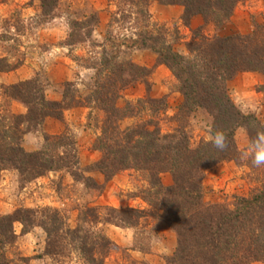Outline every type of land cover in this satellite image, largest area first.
I'll list each match as a JSON object with an SVG mask.
<instances>
[{
    "label": "trees",
    "instance_id": "trees-1",
    "mask_svg": "<svg viewBox=\"0 0 264 264\" xmlns=\"http://www.w3.org/2000/svg\"><path fill=\"white\" fill-rule=\"evenodd\" d=\"M38 1L45 12L53 10L58 4V0ZM129 1L135 5L143 25L128 47L139 46L155 53L156 61L164 64L174 76L176 90L182 95L177 111L179 121L195 111L206 113L210 118L208 127L225 133L226 148L219 151L209 140H201L192 146L184 127L161 133L155 120L120 128L118 123L121 119L136 115L134 108L138 112L145 105L153 116L165 108V98L145 95L137 99L136 104L126 102L122 107L117 106L115 101L119 91L137 79L139 71H145V68L120 58L116 47L107 52L103 45H99L101 57L83 63L84 67L95 70L90 92L83 100L69 94L70 82L65 83V92L59 101L45 99L34 79L1 87L3 92L7 90L8 96L23 102L27 111L14 115L12 124L0 130V161L9 162L28 179L63 167L77 178L80 175L73 171V166L78 158L73 145L62 154L53 156L48 153L53 146L70 144L72 140L66 141L64 135H57L47 144L49 137L45 135L42 148L29 152L20 144V133L36 129L46 116L61 119L62 111L76 104H87L89 107L94 104L104 116L96 140L101 156L93 167L105 177L126 168L142 171L149 182V187L142 190V198L163 213L173 209L171 223L177 234V245L168 262L264 263V181L248 195L234 197L231 206L206 203L201 194L206 168L222 160L238 159L241 151L234 138L236 128L246 129L249 142L258 132H264V123L254 113L241 111L230 98L226 86L239 72L264 73V22H252V29L247 33L208 35L204 27L207 24L215 27L223 25L237 2L242 0H154L163 5H180L179 19L183 24H188L193 16L201 17L202 23L194 28L187 44L188 54H181L159 28L155 30L151 27L152 23L147 19L151 0ZM97 20L96 12L91 10L80 25L72 21L67 43L89 39ZM70 56L82 64L81 56ZM9 69L0 58V71ZM19 124H23L22 127ZM163 171L171 174L172 182L168 185L159 181L158 175ZM101 209L102 213L97 211V207H87L79 213L90 222L88 228H82L80 222L70 226L67 217L51 207L21 208L12 215L0 216V264H5L6 260L2 248L14 236L11 228L13 220L23 224L38 223L43 227L46 234L44 252L54 258L55 264L70 263L66 258H70L71 254L75 255L76 264H103L106 254L116 244L98 224H113L121 228L133 225L135 214L141 211L132 207L117 209L103 206ZM38 213L40 218L37 220Z\"/></svg>",
    "mask_w": 264,
    "mask_h": 264
},
{
    "label": "rangeland",
    "instance_id": "rangeland-1",
    "mask_svg": "<svg viewBox=\"0 0 264 264\" xmlns=\"http://www.w3.org/2000/svg\"><path fill=\"white\" fill-rule=\"evenodd\" d=\"M160 5L154 0L148 3L150 14L147 19L152 23L151 27L159 28L176 51L188 54L187 44L194 28L202 23L201 17L183 24L179 18H174L172 8L163 6L164 9ZM134 9L135 5L129 0H58L53 10L45 12L38 0H0V58L10 67L0 71V130L12 124L14 115L27 111L26 105L8 96L2 86L34 79L45 99L59 101L65 92V83L70 82L69 94L83 100L90 92L95 71L84 67L83 63L98 60L101 57L99 45H103L107 52L116 47L120 58L145 68V71H139L137 79L119 91L115 101L117 106L122 107L126 102L136 104L137 99L145 95L165 98V108L153 116L145 105L138 112L134 108L136 115L121 119L120 128L155 120L161 133L184 127L192 146L201 140H209L206 127L210 118L206 113L195 111L179 121L177 111L182 95L176 90V80L169 69L164 64V71L157 68L159 63L151 50L128 47L143 25ZM91 10L96 12L98 20L90 38L67 43L71 22L80 25ZM254 21L264 22V0L239 1L227 22L220 27L207 24L203 30L208 35L247 33ZM83 32L84 28L81 34ZM70 55L81 56L82 64ZM226 86L230 98L241 111L254 113L264 123V73L239 72ZM103 116L94 104L90 107L76 104L64 109L61 119L46 116L36 129L22 131L20 144L29 152L42 148L45 135L49 137L47 144L57 135H64L66 141L72 140L70 144L53 146L48 153L62 154L73 145L78 158L73 171L80 176L74 178L73 172L63 167L28 179L9 162L1 160L0 216L12 215L21 208L51 207L67 217L70 226L80 222L82 228H88L90 222L79 215L87 207H97L100 213L103 206L137 208L141 212L135 214L133 225L121 228L98 224L117 243L106 254L103 264H178L179 260L167 261L177 245V234L171 223L173 209L163 213L142 198V190L149 187L146 175L136 168H126L105 177L93 167L101 156L96 140ZM234 138L241 152L250 144L244 127L236 128ZM241 152L237 160H222L204 170L201 193L204 202L231 206L234 197L248 195L264 181V166L256 168L250 160H242ZM158 176L163 185L172 182L167 171ZM36 217L37 220L40 218L39 213ZM11 228L14 236L2 248L5 264H55L54 258L44 252L46 234L40 224L13 220ZM66 260L70 261L68 264H76L74 254ZM248 264L264 263L253 261Z\"/></svg>",
    "mask_w": 264,
    "mask_h": 264
},
{
    "label": "clouds",
    "instance_id": "clouds-1",
    "mask_svg": "<svg viewBox=\"0 0 264 264\" xmlns=\"http://www.w3.org/2000/svg\"><path fill=\"white\" fill-rule=\"evenodd\" d=\"M209 142L219 151H223L226 144V135L222 130L206 127ZM242 160H250L251 165L260 168L264 166V132H258L248 147L241 152Z\"/></svg>",
    "mask_w": 264,
    "mask_h": 264
},
{
    "label": "crops",
    "instance_id": "crops-1",
    "mask_svg": "<svg viewBox=\"0 0 264 264\" xmlns=\"http://www.w3.org/2000/svg\"><path fill=\"white\" fill-rule=\"evenodd\" d=\"M163 6H168V7H170V8H172L171 10H173V11H175V15H174V18H179L180 17V14H181V11H182V7L180 6V5H160V7L161 8H166V7H163ZM199 18V16H193L191 19L192 20H196V19H198ZM180 20V19H179ZM157 68H159L160 70H163L164 71V69L162 68V64H159L158 66H157ZM114 242V241H113ZM115 243V242H114ZM117 244V243H116Z\"/></svg>",
    "mask_w": 264,
    "mask_h": 264
}]
</instances>
